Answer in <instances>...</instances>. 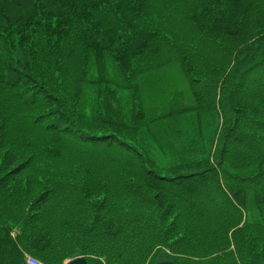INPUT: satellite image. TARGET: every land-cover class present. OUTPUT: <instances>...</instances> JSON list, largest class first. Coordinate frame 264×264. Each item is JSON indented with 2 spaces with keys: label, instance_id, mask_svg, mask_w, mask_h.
Returning a JSON list of instances; mask_svg holds the SVG:
<instances>
[{
  "label": "trees",
  "instance_id": "16d2710c",
  "mask_svg": "<svg viewBox=\"0 0 264 264\" xmlns=\"http://www.w3.org/2000/svg\"><path fill=\"white\" fill-rule=\"evenodd\" d=\"M25 255L264 264V0H0V264Z\"/></svg>",
  "mask_w": 264,
  "mask_h": 264
},
{
  "label": "water",
  "instance_id": "95a60500",
  "mask_svg": "<svg viewBox=\"0 0 264 264\" xmlns=\"http://www.w3.org/2000/svg\"><path fill=\"white\" fill-rule=\"evenodd\" d=\"M66 264H87L85 258L78 257L73 260L68 261ZM155 264H173L170 261H160Z\"/></svg>",
  "mask_w": 264,
  "mask_h": 264
},
{
  "label": "built area",
  "instance_id": "2783aa9c",
  "mask_svg": "<svg viewBox=\"0 0 264 264\" xmlns=\"http://www.w3.org/2000/svg\"><path fill=\"white\" fill-rule=\"evenodd\" d=\"M26 264H40V263L30 257H26Z\"/></svg>",
  "mask_w": 264,
  "mask_h": 264
},
{
  "label": "rangeland",
  "instance_id": "374dc122",
  "mask_svg": "<svg viewBox=\"0 0 264 264\" xmlns=\"http://www.w3.org/2000/svg\"><path fill=\"white\" fill-rule=\"evenodd\" d=\"M25 257H26V255H25ZM160 259H161V256H160ZM66 263V262H65Z\"/></svg>",
  "mask_w": 264,
  "mask_h": 264
}]
</instances>
